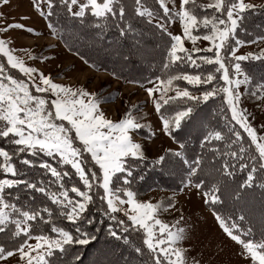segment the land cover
<instances>
[{
  "label": "snow or ice",
  "instance_id": "1",
  "mask_svg": "<svg viewBox=\"0 0 264 264\" xmlns=\"http://www.w3.org/2000/svg\"><path fill=\"white\" fill-rule=\"evenodd\" d=\"M156 2L162 17L142 0H134L135 16L153 25L162 40L167 38L161 74L148 80V87L140 84L158 116L155 130L145 122L138 104L113 119L97 91L57 82L50 73L29 65L26 59L43 62L49 57H38L29 48L18 49L5 34L34 29L19 22H0V60L4 61L0 62V234L12 241L11 248L0 245V264H64L74 245H90L101 231L129 246L140 264H199L189 261L182 246L185 229L161 218L163 211L175 207L173 198L153 202L141 199L133 188L137 180L145 179V169H163L170 159L184 170L181 191L195 189L202 195L224 235L239 246V256L246 264H264V211L257 237L244 207L235 206L256 188L264 197V126L258 130L253 125L243 100L247 92L264 105V83L257 84L241 64H264V47L241 55L238 48L245 41L237 38L257 5L251 0H172L171 6L167 0ZM10 4L11 0H0V8ZM32 6L46 19L56 14L57 7L81 25L94 19L92 27L101 31L116 22L120 37L135 31L126 20L122 0H59V4L57 0H32ZM177 21L178 34L170 28ZM47 27L52 35L64 38L52 23ZM258 39L264 43V35ZM198 42L207 44L201 47ZM80 59L95 67L82 55ZM181 81L208 87L197 88L199 94H194ZM219 81L223 84L217 86ZM216 97L222 100L219 119L225 124L208 128L199 140L201 151L190 158L187 144L177 140L175 133L183 130L202 102ZM236 126L247 134L248 147ZM142 130L146 135L138 138ZM157 132L179 147L166 148L149 159L147 141ZM216 143L223 144L224 150ZM205 151L212 157L207 163ZM206 168L211 181L201 176ZM33 169L42 170L39 180L22 178ZM237 170L246 174L239 182ZM230 182L237 184L231 190L234 206L225 211L223 192ZM21 186L30 193L29 203L20 204V196L13 195ZM37 193L42 197L39 204Z\"/></svg>",
  "mask_w": 264,
  "mask_h": 264
},
{
  "label": "trees",
  "instance_id": "2",
  "mask_svg": "<svg viewBox=\"0 0 264 264\" xmlns=\"http://www.w3.org/2000/svg\"><path fill=\"white\" fill-rule=\"evenodd\" d=\"M142 2L161 15L156 0H142ZM122 3L127 10L126 20L135 29L127 37L119 36V30L115 27L116 22H113L110 27L101 31L92 27L94 19L81 25L79 21L73 20L68 16L66 11L59 7L56 9V14L46 19V24L52 23L56 28L61 29L64 38L59 39L57 36L55 37L60 40L62 46L68 52L73 54L78 52L89 63L95 64L93 69L107 72L111 75L115 72L116 75L112 76L121 81H138L139 83L136 84L146 85L148 84V80H154V75L161 74L162 59L166 54L165 41L167 38L162 40L153 25H149L145 19L135 16L134 0H122ZM57 4H59V0H57ZM208 11L210 13L212 10ZM244 29L237 32V38L245 41V43L255 42L259 40V36L264 35V7L256 8L247 16L244 21ZM69 46L72 48V51H69ZM80 55L76 56L80 58ZM241 64L257 84L264 83V80L261 79L264 77V64H261L259 61H242ZM205 69L213 70L209 66H205ZM188 71L193 72L194 70L188 69ZM179 83L181 86L190 88V91L193 93H198L197 88L201 91L208 87L205 85L190 86L186 85L183 81ZM220 84H223V81H219L217 86ZM221 104L222 100L220 97L210 98L208 102H202L194 112L192 119L186 122L183 130H178L175 133L177 140L187 144L188 151L186 154L190 158H195L196 153L201 151L199 140L202 139L203 134L208 128H222L224 126L225 121L219 119ZM236 128L238 131H241L245 139V147H248L247 134L243 133V130L239 129V126H236ZM2 143L0 142V144ZM214 146L224 150V145L221 143H216ZM205 155L207 157L206 163L211 161L212 157L207 154V151H205ZM45 159L47 158L45 157ZM51 162L55 164L54 161ZM209 172L210 169L206 168L205 172L201 173V176L211 181L213 177L208 175ZM41 175L42 170L38 172L33 169L28 170L27 177L22 178H35L39 180ZM144 175L145 179L143 181L137 180L133 184V188L140 194L158 188L178 191L182 187L181 177L184 175V170L180 163L170 159L163 169L147 168L144 171ZM245 175V173L237 170L236 181H241ZM44 178L45 180L48 179V177ZM75 179L73 177L74 181ZM236 186V183L230 182V187L223 192L226 201L225 211H230L234 206L231 199V190L236 188ZM17 194L20 196V204L30 202V193L26 192L23 186H21L18 192H13V195ZM35 195L36 203L39 204L42 199L41 194L37 193ZM235 206L244 207L245 213L256 227L257 237H259L261 231L260 217L261 212L264 211V197L261 196V189L250 190L239 204ZM93 212H96V209H93ZM99 219L100 216L97 213V220ZM96 235L98 239L92 241L90 245H74L71 255L67 257L64 264H125L126 260L128 264H140V258L123 241H115L108 237L104 231L96 233ZM0 245L11 248L12 241L9 239V236L0 234ZM76 255L80 256L79 261L74 260Z\"/></svg>",
  "mask_w": 264,
  "mask_h": 264
},
{
  "label": "rangeland",
  "instance_id": "3",
  "mask_svg": "<svg viewBox=\"0 0 264 264\" xmlns=\"http://www.w3.org/2000/svg\"><path fill=\"white\" fill-rule=\"evenodd\" d=\"M167 2L171 6L172 0ZM198 2H207V0H198ZM251 2L257 5L256 8L264 7V0H251ZM159 10L163 15L162 9ZM21 17L25 18L21 19ZM3 20L19 22L34 29L32 33L13 29L5 34L13 40V45L18 49L29 48L38 57H49L43 62L40 59L25 58L29 65L37 67L45 74L50 73L57 82L83 85L90 91H97L104 98L103 107L106 114L113 119L119 118L132 104H138L145 122L151 123L154 130L159 126L158 116L144 88L136 83L121 81L107 72L90 68L75 54L68 52L60 40L52 35L47 27L46 18L41 17L35 10L32 0H11L10 6L0 8V22ZM170 28L174 33H181L178 21L170 25ZM198 44L203 47L207 42H198ZM186 46L190 48L191 44L186 42ZM261 47H264V43L260 40L244 43L238 48V54L259 52ZM0 62L4 61L0 60ZM10 71L18 75L16 70ZM148 86L150 85H144V87ZM243 100L244 106L251 113L250 119L253 125L260 130L264 126V105L247 92ZM145 135L146 130H142L138 133V138H143ZM178 147V143H174L170 137L157 132L153 139L147 141V155L152 159L158 154H163L166 148L177 150ZM181 188L178 191L152 189L141 194L140 198L150 199L153 202L166 201L168 197L173 198L175 207L163 211L161 218L169 224L185 229L186 237L182 246L186 249L189 261H198L199 264H246L239 256V246L224 235L208 207L203 203L202 195L197 194L195 189L181 191ZM176 221L179 223L176 224ZM30 242L34 243V241Z\"/></svg>",
  "mask_w": 264,
  "mask_h": 264
}]
</instances>
